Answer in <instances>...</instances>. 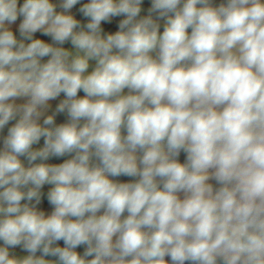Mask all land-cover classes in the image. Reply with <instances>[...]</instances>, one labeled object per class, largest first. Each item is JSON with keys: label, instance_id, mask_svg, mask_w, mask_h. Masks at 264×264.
<instances>
[{"label": "clouds", "instance_id": "1", "mask_svg": "<svg viewBox=\"0 0 264 264\" xmlns=\"http://www.w3.org/2000/svg\"><path fill=\"white\" fill-rule=\"evenodd\" d=\"M144 4L0 0V264H264V0Z\"/></svg>", "mask_w": 264, "mask_h": 264}, {"label": "trees", "instance_id": "2", "mask_svg": "<svg viewBox=\"0 0 264 264\" xmlns=\"http://www.w3.org/2000/svg\"><path fill=\"white\" fill-rule=\"evenodd\" d=\"M221 2H222V0H215V3H216V4H219V3H221ZM77 7H78V6H77ZM145 14H146V13H145ZM161 23H163V22H161ZM106 28H112V30H115V26H112V25L106 26ZM162 30H163V27H161V31H162ZM17 34H18V33H17ZM65 46L68 47L69 45H65ZM80 95L83 96V95H84L83 92H81ZM9 126H10V125H9ZM6 131H7V130L5 129L4 133L0 134L1 137H2L3 135H6ZM22 159H23V158H22ZM179 159H180L181 162H184V160H185V154H184L183 152L181 153ZM116 179L119 180L120 182H129L132 178L121 176V177H118V178H116ZM213 183H215V182L213 181ZM43 191L46 193V192H47V188L45 187V188L43 189ZM43 207H44L46 210H47V208H51V206L48 205L46 199L43 201ZM125 215H127V213H125ZM59 243H60L61 246H63V242H62V241L59 242ZM78 251H81V252H82V251H83V248L81 247L80 249H78ZM38 255H39V253H38ZM47 259H54V258H52V257H47Z\"/></svg>", "mask_w": 264, "mask_h": 264}, {"label": "crops", "instance_id": "3", "mask_svg": "<svg viewBox=\"0 0 264 264\" xmlns=\"http://www.w3.org/2000/svg\"><path fill=\"white\" fill-rule=\"evenodd\" d=\"M148 6H150V0H145V4H144V9H145V11L144 12H142V15H144L145 13H146V9H147V7ZM19 23V21L17 22V24ZM112 26H114V25H112ZM14 28H15V26H13ZM38 36H39V34H37ZM42 38H44V39H48L47 37H42ZM92 63H94V62H92ZM91 70V69H90ZM125 92H127V90H125ZM18 103L19 102H22V101H17ZM53 103H55V102H53ZM64 119H65V117L63 116V115H61L60 117H58V122H63L64 121ZM0 138H2L1 137V135H0ZM43 145V140H41V142H40V144L39 145H36V146H34V147H40V146H42ZM0 146H2V145H0ZM67 158H69V157H62V158H51L49 161H47L48 163H62L63 162V160L64 159H67ZM25 164H27V162L25 161ZM46 188H47V190H48V188L50 187V186H48V185H46L45 186ZM47 210L49 211V210H51V208H47ZM13 251H15V253L17 254V255H26L27 253H23V252H21L19 249H15V250H13Z\"/></svg>", "mask_w": 264, "mask_h": 264}, {"label": "rangeland", "instance_id": "4", "mask_svg": "<svg viewBox=\"0 0 264 264\" xmlns=\"http://www.w3.org/2000/svg\"><path fill=\"white\" fill-rule=\"evenodd\" d=\"M49 211H51V210H49Z\"/></svg>", "mask_w": 264, "mask_h": 264}]
</instances>
